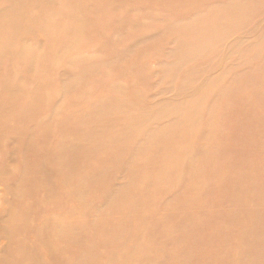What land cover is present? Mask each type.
Here are the masks:
<instances>
[{
  "label": "rangeland",
  "instance_id": "374dc122",
  "mask_svg": "<svg viewBox=\"0 0 264 264\" xmlns=\"http://www.w3.org/2000/svg\"><path fill=\"white\" fill-rule=\"evenodd\" d=\"M0 264H264V0H0Z\"/></svg>",
  "mask_w": 264,
  "mask_h": 264
}]
</instances>
